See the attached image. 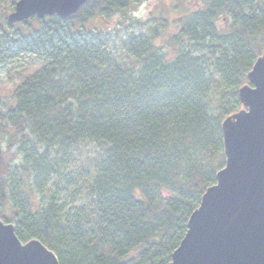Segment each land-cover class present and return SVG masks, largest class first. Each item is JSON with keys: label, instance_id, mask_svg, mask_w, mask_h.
I'll return each mask as SVG.
<instances>
[{"label": "trees", "instance_id": "trees-1", "mask_svg": "<svg viewBox=\"0 0 264 264\" xmlns=\"http://www.w3.org/2000/svg\"><path fill=\"white\" fill-rule=\"evenodd\" d=\"M17 1L0 0V65L20 78L0 97V220L60 264H168L225 166L222 122L262 54L264 0L131 25L112 21L142 0H87L11 25Z\"/></svg>", "mask_w": 264, "mask_h": 264}, {"label": "water", "instance_id": "water-1", "mask_svg": "<svg viewBox=\"0 0 264 264\" xmlns=\"http://www.w3.org/2000/svg\"><path fill=\"white\" fill-rule=\"evenodd\" d=\"M87 0H18L9 24L57 14L67 18ZM238 90L241 109L222 122L225 166L188 221L168 264H264V47ZM0 264H60L39 239L23 242L0 220Z\"/></svg>", "mask_w": 264, "mask_h": 264}, {"label": "rangeland", "instance_id": "rangeland-1", "mask_svg": "<svg viewBox=\"0 0 264 264\" xmlns=\"http://www.w3.org/2000/svg\"><path fill=\"white\" fill-rule=\"evenodd\" d=\"M187 7L195 8V6L199 5L198 0H142L135 7H132L130 10L125 11L124 13H120L115 16V20L112 23L118 21V19H122L126 24L131 25L133 21V17L138 18L141 21H147L148 19L156 16H161L164 14V8L176 6V5H184ZM173 8V7H172ZM111 23V24H112ZM105 24H107L105 22ZM111 24H107L109 27H113ZM134 29V28H133ZM29 61L30 58L25 59V63ZM21 61V60H20ZM20 61L13 63L18 71L22 68V63ZM33 61V60H32ZM31 61V62H32ZM22 64V65H21ZM35 68H39L38 63L34 64L30 70H34ZM9 69L7 70L6 66L0 65V97L3 101L9 100L13 96V92L15 86L20 82L19 76L16 74V77L12 78L9 74Z\"/></svg>", "mask_w": 264, "mask_h": 264}]
</instances>
